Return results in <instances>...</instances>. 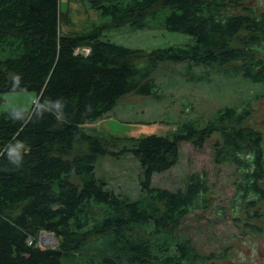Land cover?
<instances>
[{"label": "trees", "instance_id": "obj_1", "mask_svg": "<svg viewBox=\"0 0 264 264\" xmlns=\"http://www.w3.org/2000/svg\"><path fill=\"white\" fill-rule=\"evenodd\" d=\"M81 1L102 20L81 33L63 31V0L0 1V94L35 93L30 108L0 112V264H64L69 257L84 264H208L226 258L200 252L180 232L189 214L209 206L207 173L188 175L177 190L153 186V175L179 162V144L186 141L211 148L217 165L235 167L240 198L262 195L264 132L248 123L249 102L219 108L205 121L188 118L169 134L130 137L122 151L142 166L135 199L116 194L97 176V162L109 153L103 143L116 137L102 120L128 94L159 97L157 73L165 61L264 85L257 38L264 16L242 0ZM235 1L241 4H230ZM126 25L180 32L193 41L145 50L104 38ZM80 47L90 52H76ZM42 231L54 232L58 245L38 246Z\"/></svg>", "mask_w": 264, "mask_h": 264}, {"label": "rangeland", "instance_id": "obj_2", "mask_svg": "<svg viewBox=\"0 0 264 264\" xmlns=\"http://www.w3.org/2000/svg\"><path fill=\"white\" fill-rule=\"evenodd\" d=\"M63 1L68 2L62 20L64 32L81 33L93 22L102 21L99 12L89 9L81 0ZM243 3V6L252 5L264 10V0H245ZM104 38L145 50L193 41L192 36L180 32L166 29L134 31L127 25L106 33ZM83 48L78 49L79 53ZM157 78L159 97L136 93L124 96L103 126L106 132L109 130L116 137L109 135L107 142L103 143L109 153L97 162V176L103 178L116 194H125L132 199L138 198L142 192V166L135 156L122 151L125 145H130V137L169 134L175 131L179 122L188 118L205 121L219 108L248 102L253 109L248 123L264 132V85L249 83L241 77L227 78L216 69L189 68L187 63L169 61L162 64ZM34 98V92L2 93L0 112L8 108L26 110ZM89 126L98 127L99 123ZM106 132L102 133L108 135ZM179 149V162L165 172L155 173L153 186L177 190L184 188L188 175L206 172L211 187L209 206L188 215L180 229L182 237L191 239L202 253L228 254L226 258L208 260V264H264V193L240 198L235 167L227 163L217 165L211 148L199 150L184 141L179 144ZM261 186L264 189V182ZM241 202L245 208L239 210ZM250 202L253 204L248 207ZM51 237H43V248L58 245L55 237L52 238L56 242H50ZM64 264L84 263L81 259L72 261L69 257L64 259Z\"/></svg>", "mask_w": 264, "mask_h": 264}, {"label": "flooded vegetation", "instance_id": "obj_3", "mask_svg": "<svg viewBox=\"0 0 264 264\" xmlns=\"http://www.w3.org/2000/svg\"><path fill=\"white\" fill-rule=\"evenodd\" d=\"M245 0H242V5H244V2ZM233 3H239V4H241L240 2H237V1H235V2H231L230 4H233ZM250 6H252V5H250ZM250 6H247V8H252V7H250ZM255 12L256 14H258V15H263L264 16V10H260V9H256V7H253L252 8V12ZM257 23H258V26L259 27H261V29H262V31H258L257 33V38L259 39V41H261L262 43H263V45H261L262 47H258V48H261L262 49V53H260V54H258V57L262 60V62L264 63V18H263V20H259V21H257Z\"/></svg>", "mask_w": 264, "mask_h": 264}, {"label": "built area", "instance_id": "obj_4", "mask_svg": "<svg viewBox=\"0 0 264 264\" xmlns=\"http://www.w3.org/2000/svg\"><path fill=\"white\" fill-rule=\"evenodd\" d=\"M79 49V48H78ZM76 50V52H78L79 53V50ZM90 52V49L88 48V47H85V48H83V50H82V53L83 54H88ZM43 237L44 236H40V238H39V240H38V246H40V247H43L42 246V242H43ZM46 237V236H45ZM33 243V239L32 238H30L29 239V244H32Z\"/></svg>", "mask_w": 264, "mask_h": 264}, {"label": "water", "instance_id": "obj_5", "mask_svg": "<svg viewBox=\"0 0 264 264\" xmlns=\"http://www.w3.org/2000/svg\"><path fill=\"white\" fill-rule=\"evenodd\" d=\"M1 1V0H0ZM51 235L56 238V234L54 232L42 231L41 236Z\"/></svg>", "mask_w": 264, "mask_h": 264}, {"label": "clouds", "instance_id": "obj_6", "mask_svg": "<svg viewBox=\"0 0 264 264\" xmlns=\"http://www.w3.org/2000/svg\"><path fill=\"white\" fill-rule=\"evenodd\" d=\"M58 119L60 118V117H57ZM19 155L17 154V155H15V158H14V160H13V162L14 163H19ZM47 236V235H46Z\"/></svg>", "mask_w": 264, "mask_h": 264}, {"label": "bare ground", "instance_id": "obj_7", "mask_svg": "<svg viewBox=\"0 0 264 264\" xmlns=\"http://www.w3.org/2000/svg\"><path fill=\"white\" fill-rule=\"evenodd\" d=\"M51 236V235H50ZM53 237V236H52ZM51 237V238H52ZM50 242L52 243V244H54L55 242H56V240L54 239V238H52L51 240H50Z\"/></svg>", "mask_w": 264, "mask_h": 264}, {"label": "crops", "instance_id": "obj_8", "mask_svg": "<svg viewBox=\"0 0 264 264\" xmlns=\"http://www.w3.org/2000/svg\"><path fill=\"white\" fill-rule=\"evenodd\" d=\"M105 120H106V119H105ZM105 120H102V121L105 123ZM102 121H101V122H102ZM101 122H100V123H101ZM100 123H99V124H100ZM96 124H97V123H96ZM106 126H107V125H106ZM107 127H108V126H107Z\"/></svg>", "mask_w": 264, "mask_h": 264}]
</instances>
